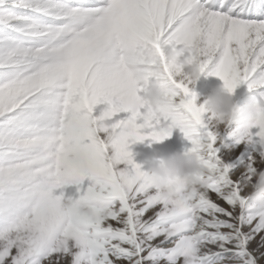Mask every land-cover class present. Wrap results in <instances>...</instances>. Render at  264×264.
<instances>
[{
    "label": "snow or ice",
    "instance_id": "obj_1",
    "mask_svg": "<svg viewBox=\"0 0 264 264\" xmlns=\"http://www.w3.org/2000/svg\"><path fill=\"white\" fill-rule=\"evenodd\" d=\"M162 44L226 87L264 88V0H0V264H264V209L245 195L264 169V113L226 143ZM142 45L170 81L158 112L138 100ZM101 100L107 119L92 115ZM162 120L206 167L170 196L130 151L166 139ZM242 141L246 160L223 163Z\"/></svg>",
    "mask_w": 264,
    "mask_h": 264
},
{
    "label": "clouds",
    "instance_id": "obj_2",
    "mask_svg": "<svg viewBox=\"0 0 264 264\" xmlns=\"http://www.w3.org/2000/svg\"><path fill=\"white\" fill-rule=\"evenodd\" d=\"M160 52L167 64L176 69L179 78L195 86L202 72L187 47L162 44ZM137 54L142 59L141 70L137 74L138 100L146 112L161 111L169 102L170 81L162 72L159 54L148 45H142ZM234 91L235 89L226 87L222 81L204 95L201 105L211 114L210 121L213 122V127L234 124L236 126L234 131L244 132L264 113V100L248 97L240 105L233 101ZM100 103L107 104V107L99 117L107 119L110 106L106 100H101ZM161 132L167 135L171 128L164 126ZM138 165L143 169L151 187L164 196L174 194L177 182L191 187L199 182L201 175L206 174L200 150L173 151L166 156L153 152L145 156ZM245 195L253 206L264 209V169L252 173V179L246 184Z\"/></svg>",
    "mask_w": 264,
    "mask_h": 264
},
{
    "label": "rangeland",
    "instance_id": "obj_3",
    "mask_svg": "<svg viewBox=\"0 0 264 264\" xmlns=\"http://www.w3.org/2000/svg\"><path fill=\"white\" fill-rule=\"evenodd\" d=\"M210 73H211V68L206 69L204 72H202L195 86L189 85L190 89L196 94V104L197 105H200L203 103L204 95L207 94L211 88L222 83V81L218 77ZM176 79H179V77H176ZM261 93H264V88L249 90L247 87V82H244L235 89L234 95H233V101L237 104L242 105L248 97H255L257 100H260ZM103 105H104L103 103H98L94 107V109L96 108L95 111L93 109V113H92L94 118L98 116L97 110H99L101 106ZM97 107L99 108L97 109ZM210 115H211L210 113L205 112L203 114V118L205 122L209 125V127L213 128V122L210 121L209 119ZM168 123L169 122L167 121H163V120L161 121L162 126H167ZM235 127L236 126L234 124L228 125L227 127H224L223 125H219L217 127H214V130L218 132L220 136L226 138L225 139L226 143L232 144L234 141V138L228 137L227 134L234 131ZM251 131L255 132L257 130L251 129ZM140 143H134L130 145L131 147L130 151L133 154V161L136 164H139L140 161H142L145 156L150 155L153 152L161 156H166L173 151H183L191 147L190 141L185 137L184 133L177 127L171 128V134L161 142L153 143L146 139L145 141L140 142ZM249 149H250V145L242 141L240 144L235 145V147H232L229 149H225L221 147L220 152L218 153V156L223 163L236 164L237 167H239L240 165L237 163L238 160H241V159L246 160ZM111 153H112V150L109 149L108 155L111 156ZM116 167L124 168L125 165L118 164L116 165ZM68 191H72V190L71 189L66 190V192ZM258 242H259V236L256 237L255 241L253 242V245L255 246V244H257Z\"/></svg>",
    "mask_w": 264,
    "mask_h": 264
},
{
    "label": "bare ground",
    "instance_id": "obj_4",
    "mask_svg": "<svg viewBox=\"0 0 264 264\" xmlns=\"http://www.w3.org/2000/svg\"><path fill=\"white\" fill-rule=\"evenodd\" d=\"M104 105L103 106H101V108L99 109V110H97V117H99L100 116V114H101V112L107 107V104H105V103H103ZM99 107H97V109H98ZM96 109V108H95ZM95 109H94V111H95ZM96 114V113H95ZM137 143H140V142H137ZM141 144V143H140ZM133 147V146H132ZM139 147V146H138ZM131 148V147H130ZM131 150V149H130ZM142 151V150H141ZM112 154V153H111ZM142 157H144V156H142ZM141 162V161H140Z\"/></svg>",
    "mask_w": 264,
    "mask_h": 264
}]
</instances>
